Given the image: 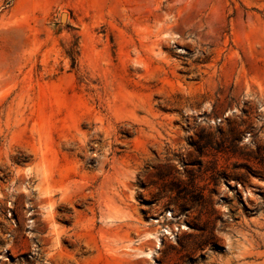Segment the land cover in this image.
Returning <instances> with one entry per match:
<instances>
[{"label": "rangeland", "instance_id": "1", "mask_svg": "<svg viewBox=\"0 0 264 264\" xmlns=\"http://www.w3.org/2000/svg\"><path fill=\"white\" fill-rule=\"evenodd\" d=\"M0 264H264V0H0Z\"/></svg>", "mask_w": 264, "mask_h": 264}]
</instances>
